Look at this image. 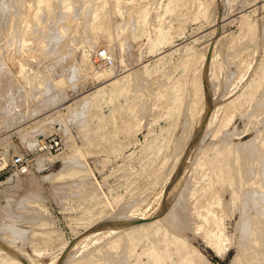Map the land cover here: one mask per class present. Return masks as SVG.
Listing matches in <instances>:
<instances>
[{"label": "rangeland", "instance_id": "obj_1", "mask_svg": "<svg viewBox=\"0 0 264 264\" xmlns=\"http://www.w3.org/2000/svg\"><path fill=\"white\" fill-rule=\"evenodd\" d=\"M42 3L0 0V156L25 165L0 186V264H151L163 231L126 230L147 217L190 264L240 244L264 264V0ZM174 239L163 264H188Z\"/></svg>", "mask_w": 264, "mask_h": 264}, {"label": "bare ground", "instance_id": "obj_2", "mask_svg": "<svg viewBox=\"0 0 264 264\" xmlns=\"http://www.w3.org/2000/svg\"><path fill=\"white\" fill-rule=\"evenodd\" d=\"M30 5H32V4H30ZM43 6V7H42ZM47 6V5H43V3H42V0H36V9H37V11H41V8H43V10L45 9V7ZM31 7V6H30ZM34 7V6H33ZM28 8V7H27ZM32 9V8H31ZM34 9V8H33ZM30 13V12H29ZM35 13H36V11H35ZM24 14H25V12H24ZM38 14V13H37ZM25 15H27V14H25ZM24 20V19H23ZM222 20V19H221ZM23 22H25V21H23ZM23 22H22V24H23ZM28 25V24H27ZM26 27V26H25ZM213 44V43H212ZM214 49H215V47H214ZM213 49V50H214ZM211 53H213L212 52V50H211ZM211 57V56H210ZM205 58H206V56H205ZM211 59V58H210ZM209 59V60H210ZM208 60V61H209ZM211 61V60H210ZM209 64H210V62H209ZM203 65H205V62H203ZM211 66V65H210ZM208 67V66H207ZM210 68H212V67H210ZM208 70H209V67H208ZM208 70H206V71H208ZM207 73V72H206ZM209 73V72H208ZM205 74V73H204ZM104 76V75H103ZM209 76H210V73H209ZM207 77H208V75H207ZM210 78H211V76H210ZM207 80H209L208 78H206ZM209 83V82H208ZM84 96H77V98L75 99V100H73L74 102H73V104L75 105V106H73V110L72 111H74V112H72L73 114H69V115H74L75 114V112L77 111V110H74L75 108L77 109H82V111L84 110V109H86V107L87 106H90V103H89V97L91 96H89V97H86L85 96V94H83ZM90 99H91V97H90ZM61 105V104H60ZM70 106V105H69ZM66 107H67V105H66ZM75 107V108H74ZM63 108V107H62ZM89 108V107H88ZM72 109V108H71ZM70 109V110H71ZM52 111H54V110H52ZM67 111H69V110H67ZM82 111H80V113L82 114ZM70 112V113H71ZM77 113V112H76ZM79 113V112H78ZM77 113V116L79 115ZM75 116H76V114H75ZM210 120V119H209ZM202 121V120H201ZM209 122V121H208ZM202 123H203V121H202ZM202 123H200V126H201V124ZM210 123V122H209ZM210 126H211V124H210ZM208 128V127H207ZM264 130V129H263ZM262 130V131H263ZM259 133H257L256 134V138H258V137H260V135H262V134H260V131H258ZM263 135H264V132H263ZM262 138V137H261ZM249 143H251V142H249ZM261 145H263L264 146V138H263V140L261 141ZM39 147V146H38ZM38 149V148H37ZM262 153H263V150L261 151ZM259 155H261V154H259ZM40 159V158H39ZM38 159V160H39ZM41 162H39L38 164H40V163H43L42 162V159L40 160ZM238 162V160L237 161H235L234 163H232V164H227L226 165V173H227V175H228V173L230 172L231 174H232V172L235 170V169H237L238 170V166H237V163ZM237 163V164H236ZM51 164V163H50ZM43 165V164H42ZM37 166H39V165H37ZM236 168H235V167ZM242 166H243V164H242ZM239 167H241L240 166V163H239ZM250 167V166H249ZM39 168V167H38ZM243 168H244V166H243ZM41 169V168H40ZM232 169H234V170H232ZM246 169V168H245ZM249 169V168H248ZM236 170V171H237ZM244 170V169H243ZM250 170V169H249ZM252 170H250L249 172H251ZM242 172V171H241ZM246 172H248V170H246ZM246 172H244L245 174H247ZM220 173H222V172H220ZM235 173V172H234ZM233 173V174H234ZM238 173V172H237ZM27 175L29 174V173H26ZM241 175L239 176V178L241 177H243L242 176V173H240ZM16 175V174H15ZM251 175H253V172L251 173ZM250 175V176H251ZM249 176V175H248ZM249 176V177H250ZM249 177L247 178V180H249ZM9 178H10V176H9ZM237 179H238V177H236ZM244 178H246V177H244ZM250 178H252V177H250ZM243 179V178H242ZM241 179V180H242ZM230 180V179H229ZM245 180V179H244ZM257 179H255V180H253L254 182L256 181ZM5 181V180H4ZM13 181V180H12ZM18 181V180H17ZM238 181V180H237ZM243 181V180H242ZM6 182V181H5ZM230 182V181H229ZM235 182V181H234ZM246 182V181H245ZM2 183V182H1ZM10 184H11V182H9ZM241 183H244V182H241ZM247 183V182H246ZM249 183H251V182H249ZM249 183L248 184H246V185H248L249 186ZM257 183V182H256ZM8 184V183H7ZM231 184H232V182H231ZM245 184V183H244ZM255 184V183H254ZM253 183H251V185H254ZM258 184V183H257ZM3 185V184H2ZM0 186H1V184H0ZM7 186V185H6ZM8 186H10L9 184H8ZM30 186H32V185H30ZM244 186V185H243ZM248 186H246L247 188H249ZM257 186H260V185H256L255 187L256 188H258V189H261V188H259V187H257ZM240 187V186H239ZM245 187V188H246ZM253 188H254V186H252ZM2 188V187H1ZM6 188H8V187H6ZM238 188V185L235 187V189H237ZM239 189V188H238ZM251 189V188H250ZM250 189H248V190H250ZM9 190H11V189H9ZM242 190V191H241ZM254 190V189H253ZM252 190V191H253ZM257 190V189H256ZM256 190H255V192H256ZM13 191L14 190H12V192L11 191H9L8 193H13ZM238 191H241V192H244V189H240V190H234L233 191V193H231V195H232V199L233 200H235L238 196H240V194H242V193H238ZM4 192V191H3ZM257 192H258V190H257ZM4 193H6V191L4 192ZM259 193V192H258ZM255 194V193H254ZM243 195V194H242ZM10 197L11 195H6V197ZM244 196V195H243ZM245 196H246V194H245ZM257 196V195H256ZM5 197V198H6ZM5 198H4V200H3V203L4 202H6V201H8V198L5 200ZM2 199V198H1ZM1 201V200H0ZM2 203V202H1ZM239 207V206H238ZM241 208V207H240ZM239 208V209H240ZM179 210V209H178ZM241 210V209H240ZM170 211V210H169ZM264 211V210H263ZM180 212H182V211H180ZM180 212L179 213H177L176 215H180ZM241 212H243V210H241ZM184 213H186V212H184ZM183 213V214H184ZM245 213V212H244ZM247 213V212H246ZM168 214V213H167ZM241 214V213H240ZM175 215V216H176ZM178 215V216H179ZM242 215H244V214H242ZM248 215V214H247ZM162 216V215H161ZM183 216V215H182ZM185 216V215H184ZM169 217H173V216H169ZM177 217V216H176ZM186 217V216H185ZM185 217H183V222H186V220H184L185 219ZM241 217V216H240ZM245 217H247V216H245ZM244 216H243V218H245ZM159 218V217H158ZM132 219V218H131ZM147 219H148V217L147 218H134L132 221H131V226H129L130 228H128V226L127 227H125V228H128V229H126V230H129V229H132L133 231H136V234H139V236L140 237H151L152 235L154 236V232L155 233H157V231H159V230H162L163 231V238L165 239V244L164 245H162L161 247H160V244H158L156 247H154L153 249H151L152 251L150 252V254H149V259H150V262H151V264H163L166 260L167 261H169L170 260V258H171V254H170V249H169V246H168V244H167V237L169 236L170 237V235H175L176 236V239H174V240H172V242L173 243H178V246H177V248L175 249V251L176 252H182V251H184L185 252V256H182V258H181V262H187L188 264H190L191 262H192V258H191V255H189L188 253H187V250L188 251H190V252H192V253H195L196 254V252H195V250H191V249H189V247H188V245H187V243L184 241V239H183V237L181 236V234H179L180 232H177L176 231V229H174L175 230V232H172V231H170L169 229H173L172 227L170 228L169 226L171 225V223L173 222L172 220H171V222H170V220H167V221H165V222H163L162 224H160V220H161V218H160V220H157V218H156V220L155 221H153V222H150V220H149V222L150 223H148L147 222ZM150 219V218H149ZM155 219V218H154ZM177 219L179 220V217H177ZM182 219V218H181ZM151 220H152V216H151ZM245 219H243V220H241V222L243 221L244 223H245V221H244ZM177 221V220H176ZM130 222V221H129ZM169 222H170V224H169ZM179 222H181L180 220H179ZM242 222V223H243ZM174 223H175V221H174ZM174 223H173V225H174ZM243 223V224H244ZM176 224L178 225V223L176 222ZM179 224H181V223H179ZM239 224V223H238ZM169 225V226H168ZM177 225H176V228H177ZM240 225H242V224H240ZM239 225V226H240ZM246 225H247V223H246ZM166 226H168L169 228H167ZM172 226V225H171ZM243 226V228H244V225H242ZM124 227H122V228H124ZM241 227V226H240ZM120 229H121V227H119ZM124 228V229H125ZM175 228V227H174ZM242 228V227H241ZM242 231H243V229H241ZM182 233H183V231H182ZM249 235H251V234H249ZM248 238V237H247ZM252 239L254 238V237H251ZM248 240V239H247ZM253 240H255V239H253ZM252 240V241H253ZM249 242H250V239L248 240ZM256 242V241H255ZM207 244H209L211 247H213L215 250H216V252L218 253V252H221V249H218L217 247L219 246L218 245V242H217V239H215L214 241H207ZM245 245H246V247H247V244L246 243H244ZM243 244V245H244ZM256 245V244H255ZM258 245V244H257ZM119 246V245H118ZM155 246V245H154ZM237 247V249H238V254H237V256H235L236 258L234 259V261H233V263L232 264H243V260H244V258H245V253L248 251L246 248H245V246H242L241 244L240 245H237L236 246ZM248 247H250V246H248ZM118 248V247H117ZM236 249V248H235ZM236 249V250H237ZM222 253V252H221ZM234 253V254H235ZM108 254V253H107ZM111 254V253H110ZM110 254H108L109 256H110ZM167 254V255H166ZM223 254V253H222ZM221 254V255H222ZM199 255V254H198ZM109 256H108V258H109ZM112 256V255H111ZM110 256V257H111ZM127 256V255H126ZM201 257V256H200ZM234 257V256H233ZM233 257H232V259H233ZM112 258H114L113 256H112ZM111 258V259H112ZM118 258H119V256H118ZM122 258H124L123 256H122ZM126 258V257H125ZM124 258V259H125ZM124 259H122V260H124ZM127 259H129V256H128V258ZM116 260V259H115ZM120 260H121V257H120ZM200 260V259H199ZM128 261V260H127ZM154 261V262H153ZM231 261V260H230ZM231 261V262H232ZM118 262V261H117ZM116 262V264H118ZM119 263H120V261H119ZM122 263V262H121ZM230 263V262H229ZM124 264V263H123Z\"/></svg>", "mask_w": 264, "mask_h": 264}, {"label": "built area", "instance_id": "obj_3", "mask_svg": "<svg viewBox=\"0 0 264 264\" xmlns=\"http://www.w3.org/2000/svg\"><path fill=\"white\" fill-rule=\"evenodd\" d=\"M6 161L4 157L0 156V184L5 179V174L10 169V166H13L16 169H19L21 171L23 168H25L24 161L20 157H15L10 161Z\"/></svg>", "mask_w": 264, "mask_h": 264}, {"label": "water", "instance_id": "obj_4", "mask_svg": "<svg viewBox=\"0 0 264 264\" xmlns=\"http://www.w3.org/2000/svg\"><path fill=\"white\" fill-rule=\"evenodd\" d=\"M211 46L209 47V49H208V53H207V57H206V62L209 60V58H210V54H211ZM207 118H208V116L206 117V119H205V121L203 122V125H205L206 124V122H207Z\"/></svg>", "mask_w": 264, "mask_h": 264}]
</instances>
